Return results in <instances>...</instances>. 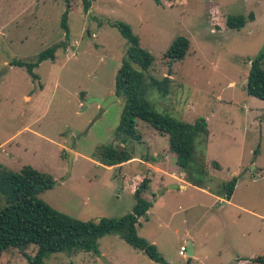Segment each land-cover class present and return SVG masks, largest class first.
Masks as SVG:
<instances>
[{"label": "rangeland", "instance_id": "1", "mask_svg": "<svg viewBox=\"0 0 264 264\" xmlns=\"http://www.w3.org/2000/svg\"><path fill=\"white\" fill-rule=\"evenodd\" d=\"M88 1L86 13L82 0H71L66 37V0H0V165L13 173L30 166L51 176L53 187L39 198L83 222L132 214L135 193L149 179L144 198L151 208L137 234L156 245L168 264H259L249 258L264 256V101L250 96L246 84L251 62L263 57L264 64V0ZM251 14L254 21L244 28L226 25L229 17ZM118 23L130 26L154 58L145 80L171 79L168 96L148 91L153 108L186 123L207 121L209 137L195 143V162L207 172L195 174L201 187L170 188L180 186L170 175L181 174L169 137L146 122L137 121L141 141L122 143L117 131L125 100L116 95V78L129 44ZM179 37L190 48L183 60H169L165 54ZM56 46L55 60L34 69L37 79L12 65L35 64ZM92 99L110 104L103 109ZM110 145H124L133 160L101 165L94 156ZM233 177L238 182L228 203L222 185ZM0 206H6L1 194ZM189 243L194 257L181 256ZM98 244L99 254L53 253L44 264H160L118 233ZM36 252L32 246L26 253ZM0 264L29 262L11 249L0 255Z\"/></svg>", "mask_w": 264, "mask_h": 264}, {"label": "trees", "instance_id": "2", "mask_svg": "<svg viewBox=\"0 0 264 264\" xmlns=\"http://www.w3.org/2000/svg\"><path fill=\"white\" fill-rule=\"evenodd\" d=\"M86 13L91 8L88 0H82ZM157 2L159 0H156ZM67 10L61 21V26L69 36L68 16L71 11V0H66ZM254 21V16L229 17V29L244 28L248 21ZM129 44L126 59L116 78V95L123 97L125 107L118 127V135L126 139L141 141L137 121L142 120L154 127L159 133L168 135L170 152L176 164L186 175V180L196 187L202 186V181L196 180L195 174L203 176L207 172L195 162V143L201 136L209 137L208 123L205 119H198L195 123L178 121L173 117L157 112L147 99L150 89H157L162 96L170 93L171 79L153 78L151 82L145 80L144 72L154 64L152 55L140 45V39L134 35L130 26L125 23L115 25ZM59 46L53 47L40 54L35 64L20 61L12 62L13 66L25 67L28 73L37 79L34 69L47 60L54 61ZM190 48V42L185 37L177 38L168 49L165 57L169 60H183ZM137 66L139 69H136ZM250 96L264 101V64L263 57L251 62L246 84ZM125 150L117 159L118 148L112 145L100 147L94 158L100 164L113 167L125 164L131 160ZM214 167L221 170L218 163ZM151 180L145 179L135 193L136 206L132 214L121 219H101L97 223L83 222L57 212L39 195L53 187L51 176L26 166L20 173H13L0 165V194L5 199L6 206H0V255L11 249L21 252L29 264H44L45 258L53 253H76L80 251L99 254V239L111 233H118L133 248L143 251L152 261L168 264L158 251L156 245L137 234V226L141 217L148 213L151 204L144 198ZM238 179L233 177L224 182L225 198L230 201L237 187ZM37 247L36 254L27 255V250ZM253 261L264 264V256Z\"/></svg>", "mask_w": 264, "mask_h": 264}, {"label": "crops", "instance_id": "3", "mask_svg": "<svg viewBox=\"0 0 264 264\" xmlns=\"http://www.w3.org/2000/svg\"><path fill=\"white\" fill-rule=\"evenodd\" d=\"M163 160V159H162ZM132 161V160H131ZM219 164V163H218ZM102 165V164H101ZM147 165L150 167V168H152L153 169V171L155 172V174H163V175H166V173L164 172V171H162L161 169H160V167H158V166H151V165H149V163H147ZM220 165V167H221V170H218V171H222L223 170V167H222V165L221 164H219ZM175 170H177V171H179V173L181 174L180 175V178H178L177 177V175L175 174V173H172L170 176H171V178H174L175 180H177V181H179L180 182V186H178L179 187V189H182V190H188V188L190 187V186H192V184H190L187 180H186V175H185V173L183 172V171H181L180 169H179V167L178 166H176L175 168H174ZM174 170V171H175ZM170 186H172V185H175V184H169ZM222 200H224V199H222ZM226 200V199H225ZM231 201V200H230ZM230 201H228V203H230ZM190 244V243H189ZM192 244V243H191ZM193 245V244H192ZM193 248H194V255H195V247H194V245H193ZM194 257V256H193ZM255 257L256 256H254V257H251V258H249V259H255ZM257 258V257H256ZM248 261H244V260H239L238 262H237V264H246Z\"/></svg>", "mask_w": 264, "mask_h": 264}, {"label": "water", "instance_id": "4", "mask_svg": "<svg viewBox=\"0 0 264 264\" xmlns=\"http://www.w3.org/2000/svg\"><path fill=\"white\" fill-rule=\"evenodd\" d=\"M114 99H116V97H115ZM92 101L99 102V103L101 104V106H102L103 109L106 108V107L110 104V102L103 103L101 100H98V99H92ZM123 146H124V145H122V146H120V147L118 148L117 159H119V157H120L121 154H122ZM72 156H73V155H72ZM170 188H171V189H177V188H179V187H178L177 185H172V186H170ZM193 256H194V248H193V245L190 243V244H189V247H188V257H193Z\"/></svg>", "mask_w": 264, "mask_h": 264}, {"label": "built area", "instance_id": "5", "mask_svg": "<svg viewBox=\"0 0 264 264\" xmlns=\"http://www.w3.org/2000/svg\"><path fill=\"white\" fill-rule=\"evenodd\" d=\"M186 254H188V248L185 247V246H182L181 247V250H180V255L183 256V257H185Z\"/></svg>", "mask_w": 264, "mask_h": 264}]
</instances>
